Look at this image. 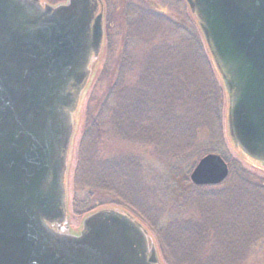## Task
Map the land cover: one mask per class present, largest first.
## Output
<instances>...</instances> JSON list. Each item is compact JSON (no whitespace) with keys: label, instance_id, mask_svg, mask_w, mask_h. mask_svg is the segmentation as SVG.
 Returning <instances> with one entry per match:
<instances>
[{"label":"water","instance_id":"obj_1","mask_svg":"<svg viewBox=\"0 0 264 264\" xmlns=\"http://www.w3.org/2000/svg\"><path fill=\"white\" fill-rule=\"evenodd\" d=\"M225 90L232 146L264 168V0H185ZM104 40L101 0H0V264H161L119 209L70 232L65 176L75 115ZM225 160L189 179L217 186Z\"/></svg>","mask_w":264,"mask_h":264},{"label":"trees","instance_id":"obj_2","mask_svg":"<svg viewBox=\"0 0 264 264\" xmlns=\"http://www.w3.org/2000/svg\"><path fill=\"white\" fill-rule=\"evenodd\" d=\"M141 11L148 14L138 19L127 14L128 35L123 36L115 76L97 111L87 108L85 113L73 179L72 206L77 214L92 211L91 199L97 191L109 194L122 206L127 204L117 193L127 186V164L121 160L96 162V142L108 132L150 147L152 155L164 162L199 151L225 153L221 126L224 92L195 21L191 19L195 27L187 28L161 17L170 32L164 34L157 31L160 15L146 8ZM149 13L157 16L154 19ZM108 38L109 34L106 42ZM131 43L139 45L138 53L127 50ZM158 143L162 147L155 154ZM229 165L223 188L190 186L193 215L167 223L159 219L153 227L167 264H239L264 231V180L259 183L238 162ZM165 235L168 239H161Z\"/></svg>","mask_w":264,"mask_h":264},{"label":"rangeland","instance_id":"obj_3","mask_svg":"<svg viewBox=\"0 0 264 264\" xmlns=\"http://www.w3.org/2000/svg\"><path fill=\"white\" fill-rule=\"evenodd\" d=\"M39 1L43 4L56 6L63 4L65 0ZM102 2L104 5V44L93 76L81 96L80 104L75 115V127L69 149L65 176L68 225L70 232L77 234L81 229L83 220L92 213L102 209H119L133 217L146 230L149 241L156 247L160 263L167 264L158 248V239L154 235L153 227L159 219L162 223H167L173 218L185 219L194 214V208L190 204V186L193 184L190 182L189 176L198 161L206 154H201V151H199L198 153L194 152L190 154L186 158L164 162L157 156L152 155L150 147L141 144L137 145L136 142V144L133 143L134 141L130 142L132 141L130 139H128L129 141L123 140L119 136H116V134L108 132L104 138L100 137L96 142V162L101 160H121L127 164L125 170L127 186L125 188L123 187L122 190L117 189V193L122 194L126 198V206L118 204L109 194L97 191L93 193L91 199L90 206L93 208L92 211L88 214L84 212L79 214L75 213L72 206L74 198L73 179L77 167L78 147L81 140L85 113L88 110L87 108L93 112L97 111L99 104L109 89L111 80L115 76L123 45V36L128 35V27L126 25L127 14L131 15V18L138 19V16L148 14L147 12L144 13L141 11L144 8L159 14L160 16L157 19L161 24L158 26L157 31H163L162 33L164 34H170L168 29L163 27L164 17L174 19L187 28H190V25L195 27L192 21L194 19L191 13H189L184 0H102ZM153 15L149 13V16L153 18L157 16ZM107 25H109V28ZM130 30L134 31V27L130 28ZM107 34H109V38L106 42ZM127 50L133 54L138 53L140 48L138 44L131 43L127 46ZM212 67L215 70L214 65ZM100 73H102V76L98 79ZM215 77L217 79L216 74ZM217 80L222 87L219 77ZM223 92L221 126L225 153L217 155H220L225 160L229 171L230 162H238L256 179L258 178L257 181L260 183L261 180H264V168L244 158L230 142L227 132L228 101L224 90ZM202 137L203 139L206 138L205 134ZM160 144H157L155 154L160 152L159 150L162 147ZM171 144L172 142L169 145ZM173 144L175 143L173 142ZM80 180L81 178L78 179L79 182ZM221 184L216 188L226 186V184ZM130 185L133 187L131 191ZM77 194L78 198H81L82 194L80 192ZM161 239H168V236L165 235ZM254 243L248 249L243 261L239 264H264V231L257 235Z\"/></svg>","mask_w":264,"mask_h":264}]
</instances>
